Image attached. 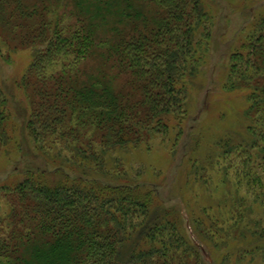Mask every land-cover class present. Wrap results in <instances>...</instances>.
<instances>
[{
  "label": "trees",
  "instance_id": "16d2710c",
  "mask_svg": "<svg viewBox=\"0 0 264 264\" xmlns=\"http://www.w3.org/2000/svg\"><path fill=\"white\" fill-rule=\"evenodd\" d=\"M210 21L204 0H0V44L35 56L19 85L27 138L46 163L0 188V264H208L201 244L264 263V10L230 55L224 87L248 91L247 138L188 163L186 188L212 181L201 175L210 169L223 180L216 206L184 216L114 157L158 138L176 148ZM10 121L0 81V142L11 141Z\"/></svg>",
  "mask_w": 264,
  "mask_h": 264
},
{
  "label": "rangeland",
  "instance_id": "374dc122",
  "mask_svg": "<svg viewBox=\"0 0 264 264\" xmlns=\"http://www.w3.org/2000/svg\"><path fill=\"white\" fill-rule=\"evenodd\" d=\"M204 2L211 15L209 25L211 35L209 41L207 43L204 41L200 49L202 61L197 73L186 80L187 120L176 148H172L169 141H165L167 143L164 144L163 139L158 138L149 141L148 146L123 150L114 155L120 159L126 171L142 170V179L155 186L163 200L175 199L171 204L179 206L184 216L187 215V211L194 215L193 210L199 211L201 208L216 206L215 202L224 194L222 189L213 191L215 186L222 185L223 180L210 173L211 169L207 174L201 175L212 176L214 178L212 181L211 179L207 181L208 177H205L203 182L200 181L202 186L198 185L199 182L191 188L183 186L187 182L188 163L192 164L191 160L195 158L204 163L201 158L207 154L217 158L222 152L217 143L227 141L229 136L232 137V142L247 138L245 135L249 122L245 111L249 105L248 91H227L224 87L228 78L230 55L240 48L252 21L264 10V0H204ZM197 38L204 39L201 35ZM34 60L35 56L33 58V50L30 48L0 44V81L8 95L11 114L8 128L11 141L0 142V188L15 184L22 178L19 172L29 165L35 170L46 168V163L36 151L35 144L26 135V123L32 110L24 90L20 88ZM59 68L60 66H57L56 71ZM111 166L114 167L115 164ZM230 174H234L233 170ZM206 183L209 187H205ZM180 194L186 197L187 201L191 200V208L186 207V201ZM7 212L8 202L4 192L0 191V219L4 218ZM189 233L194 237L191 228ZM193 237L194 242L202 243ZM252 242L253 238H249L238 242V246L242 250L250 251ZM201 247L205 250L204 257L208 264L239 263L238 258L230 253V247L229 250L220 248L212 251L203 244ZM258 257L256 256L253 264H264L258 261ZM251 258L247 257V261L241 264H251L249 263Z\"/></svg>",
  "mask_w": 264,
  "mask_h": 264
}]
</instances>
